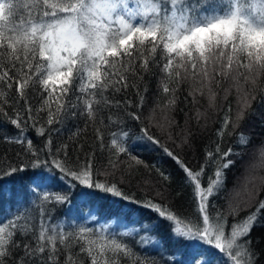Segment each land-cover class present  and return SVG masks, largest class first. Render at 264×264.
<instances>
[{
  "label": "snow or ice",
  "instance_id": "snow-or-ice-1",
  "mask_svg": "<svg viewBox=\"0 0 264 264\" xmlns=\"http://www.w3.org/2000/svg\"><path fill=\"white\" fill-rule=\"evenodd\" d=\"M153 77L167 102L144 116ZM184 85L185 100L191 97L195 104L203 97L209 108L216 106L217 89L225 100L236 95L235 114L229 105L215 146L205 147L195 169L162 139L181 151L193 147L191 132L179 139L172 132L171 113ZM257 88L264 93V0H0V143L17 146L20 161L0 167V196L3 182L26 181L24 192L9 189L15 211L0 212V264H159L122 239L131 232L66 228L50 215L49 206L71 203L68 192L76 188L84 189L83 197L98 190L140 203L121 185L130 184L141 167L155 168L171 184L170 174L133 154V136L172 160L190 193V216L163 202L159 190L161 201L142 202L168 222L171 239L183 246L185 258L172 264H259L251 234L264 226V200L257 199L264 175L246 176L231 193L227 211L213 203L235 163L229 157L240 155L232 148L223 151L221 143L235 135L239 146L247 147L250 137L237 129L256 114L251 101ZM129 89L138 98L135 104L126 96L123 102L114 99ZM78 118L85 125L73 133L74 148L54 142L53 133ZM202 119L206 126V113L197 111L196 123ZM128 121L134 122L135 133ZM89 125L97 143L85 150L79 138ZM114 125L119 131L109 132L106 144L105 130ZM97 151L108 154L103 169L97 166ZM259 151L264 169V145ZM7 154L6 149L4 158ZM117 173L118 182L100 179ZM33 208L38 216L29 214ZM138 243L143 247L149 240L141 237Z\"/></svg>",
  "mask_w": 264,
  "mask_h": 264
},
{
  "label": "trees",
  "instance_id": "trees-1",
  "mask_svg": "<svg viewBox=\"0 0 264 264\" xmlns=\"http://www.w3.org/2000/svg\"><path fill=\"white\" fill-rule=\"evenodd\" d=\"M224 84L223 87H227ZM149 90L145 95V103L143 114L147 116L149 111L156 106L157 103L161 105L167 102L166 97L162 94H158L156 87V77H153L149 83ZM217 100L215 108H209L206 98L197 97V102L192 103L191 97L185 100L187 95V86L181 87L177 93L178 99L176 102V111L171 113L174 116L176 125L172 129L173 135L179 139L186 132L192 134L191 149L181 151L174 148L171 142L167 141L169 148H173L180 157L192 168H198L203 161L204 150L206 146L214 147L217 141L216 130L220 126L222 117L229 105L232 106L233 114H235L237 104L235 92L230 94L225 100L224 92L217 89ZM256 98L251 101V107L255 110V115L247 118L237 132H243L250 137V142L247 147H240L237 143L236 136H225L221 143V149L227 151L232 148L233 152L240 153L239 156H231L229 159L235 161V163L226 170V183L225 190L219 197H216L213 201L221 211H227L228 202L231 198V193L234 189L243 185L245 177L249 174L256 176L264 175V169L259 167L260 147L264 145V93L257 88L254 91ZM125 96L131 99L133 104L137 102V97L132 89L128 90L126 94H117L114 99L123 100ZM113 109V112H116ZM197 111L206 113V126L205 120L202 119L198 125L195 120V114ZM119 114L122 116L123 111ZM107 115V113H105ZM105 119V123H107ZM85 120L83 118L69 119L65 121L59 132L53 133L54 142L68 143L70 149L74 148L77 143L76 138L73 137L77 127H84ZM127 127L132 133L136 132L134 122L128 121ZM12 129L9 128V132ZM117 126L105 130L104 140L107 144L111 137L109 132H118ZM79 142L85 145V150L90 146L96 147L95 134L89 125L88 131L81 133ZM130 145L133 146V154L137 155L140 159H143L148 165H155L161 171L166 174H170L172 178L171 184L166 183L158 175L155 168H139L134 170V177L130 184L126 183L121 185L125 194L132 197L134 200L140 203H133L131 200H123L119 197H115L109 193L102 191H95L93 195L83 197L81 193L84 189L76 188L68 192L71 203L65 205H57L51 209L50 215L53 222H64L66 228H72L74 225H86L95 229H100L107 226L110 232H131L128 237L122 239L127 242L136 253L141 256H147L148 258L155 259L159 264H172L173 261H181L185 258L183 246L175 243L170 236V229L168 222L159 218L157 214L146 207H143V201L146 199L161 201V197L156 196V191L159 190L164 193L163 202L167 203L170 207L176 210L178 213L186 216L193 214V205L190 200V193L187 188H184L182 180L183 173L175 165V163L166 157L162 151L155 150L149 147H144V142L136 141L134 136L129 138ZM7 149V157L4 158L5 150ZM17 146L5 145L0 143V167L6 166L9 162L19 163L16 158L15 152ZM73 152L70 151V155ZM107 152L101 153L97 151L96 161L97 166L101 169L107 163ZM255 164L257 167L255 170H251L247 173V168L250 164ZM252 166V165H251ZM249 169V168H248ZM252 169V168H251ZM25 175V174H20ZM102 181L109 180L111 182H118L120 174L116 176H101ZM144 179L151 180V185L143 183ZM26 181L16 180L3 182V195L0 196V212L7 213L9 209L15 211V199H10L8 196L9 189L13 193L24 192V185ZM67 191V189H65ZM92 191V190H88ZM179 193V195L177 194ZM258 200H264V189L259 191ZM255 205L249 208L247 211H254ZM31 216H38V209L33 208L29 213ZM246 215V212H241L240 216ZM3 217L0 216V219ZM231 223L232 217H228ZM253 247L260 254L259 264H264V226L256 227L252 231ZM141 237H146L149 240L145 246H141L138 241ZM75 251V250H74ZM171 258V260L169 259ZM64 257H61L63 261ZM85 264L88 261L85 260Z\"/></svg>",
  "mask_w": 264,
  "mask_h": 264
},
{
  "label": "rangeland",
  "instance_id": "rangeland-1",
  "mask_svg": "<svg viewBox=\"0 0 264 264\" xmlns=\"http://www.w3.org/2000/svg\"><path fill=\"white\" fill-rule=\"evenodd\" d=\"M251 165L253 166V165H255V164L252 163V164L249 165V167H248L249 169L247 168V173H248L249 171L253 170V169H251V168H252Z\"/></svg>",
  "mask_w": 264,
  "mask_h": 264
}]
</instances>
